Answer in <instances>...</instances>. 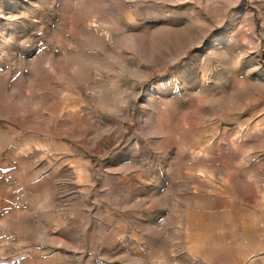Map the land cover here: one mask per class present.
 <instances>
[{"label": "rangeland", "instance_id": "obj_1", "mask_svg": "<svg viewBox=\"0 0 264 264\" xmlns=\"http://www.w3.org/2000/svg\"><path fill=\"white\" fill-rule=\"evenodd\" d=\"M0 264H264V0H0Z\"/></svg>", "mask_w": 264, "mask_h": 264}]
</instances>
